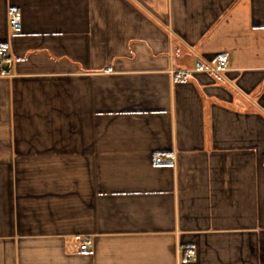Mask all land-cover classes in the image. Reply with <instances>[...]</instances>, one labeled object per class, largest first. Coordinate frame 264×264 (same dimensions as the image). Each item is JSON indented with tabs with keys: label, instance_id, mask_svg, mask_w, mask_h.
Wrapping results in <instances>:
<instances>
[{
	"label": "crops",
	"instance_id": "obj_1",
	"mask_svg": "<svg viewBox=\"0 0 264 264\" xmlns=\"http://www.w3.org/2000/svg\"><path fill=\"white\" fill-rule=\"evenodd\" d=\"M4 46L0 264H264V0H0Z\"/></svg>",
	"mask_w": 264,
	"mask_h": 264
},
{
	"label": "built area",
	"instance_id": "obj_2",
	"mask_svg": "<svg viewBox=\"0 0 264 264\" xmlns=\"http://www.w3.org/2000/svg\"><path fill=\"white\" fill-rule=\"evenodd\" d=\"M9 25L13 33L22 32L24 28L23 15L19 12L11 13V15L9 16ZM8 51H9V48L7 46H4L1 48L0 54L5 55ZM207 66H208L209 71L215 72L220 75H224L225 72L229 69V60L227 59L226 56L219 55L217 58V64H213L207 61ZM157 161L159 163H164L165 158L160 155H157ZM88 247L89 245L87 243L82 245V249L86 250L88 249Z\"/></svg>",
	"mask_w": 264,
	"mask_h": 264
}]
</instances>
